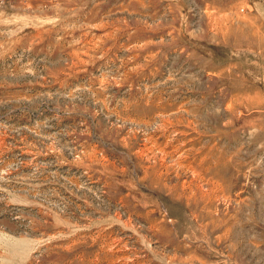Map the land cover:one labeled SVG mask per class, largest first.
<instances>
[{
	"label": "rangeland",
	"instance_id": "374dc122",
	"mask_svg": "<svg viewBox=\"0 0 264 264\" xmlns=\"http://www.w3.org/2000/svg\"><path fill=\"white\" fill-rule=\"evenodd\" d=\"M0 264H264V0H0Z\"/></svg>",
	"mask_w": 264,
	"mask_h": 264
}]
</instances>
